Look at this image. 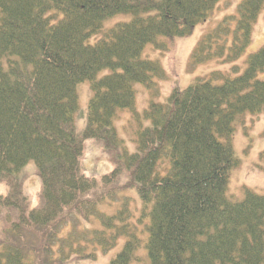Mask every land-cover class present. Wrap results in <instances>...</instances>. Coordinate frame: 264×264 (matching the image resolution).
<instances>
[{
  "label": "trees",
  "instance_id": "1",
  "mask_svg": "<svg viewBox=\"0 0 264 264\" xmlns=\"http://www.w3.org/2000/svg\"><path fill=\"white\" fill-rule=\"evenodd\" d=\"M220 2L0 0V185L8 188L0 264H80L73 258L93 259L90 246L108 251L125 236L110 264H264V195L229 193L236 125L264 114V46L243 71H214L142 115L134 110L137 84L151 88L164 75L144 57L147 46L192 34ZM236 9L201 38L194 63L227 64L245 53L264 0ZM120 14L131 21L105 29ZM85 82L91 96L80 130ZM126 110L147 123L131 137L134 149L117 128ZM88 140L113 154L110 173H85ZM29 164L39 203L24 186ZM104 202L115 213L100 214L97 229L92 215Z\"/></svg>",
  "mask_w": 264,
  "mask_h": 264
},
{
  "label": "rangeland",
  "instance_id": "2",
  "mask_svg": "<svg viewBox=\"0 0 264 264\" xmlns=\"http://www.w3.org/2000/svg\"><path fill=\"white\" fill-rule=\"evenodd\" d=\"M241 0H221L214 14L208 21L198 25L192 34L185 37H178L174 40L162 39L160 42L164 46L156 49L154 45H148L144 57L158 60L163 67V74L156 81V85L148 88L146 85L137 84V99L134 106L136 113L144 114L151 103H163L167 96L179 87L184 89L193 84L200 78H209L212 72L222 71L221 73L232 72V67L236 65L239 70L243 71L246 67L245 61L248 57L256 53L264 46V11L259 16L254 25L252 39L250 45L245 53L235 60V62L223 64L217 61H209L194 63L191 59L193 51L197 47L201 38L208 32L212 31L220 21L226 16L236 14V8ZM132 17L129 15L120 14L105 22V29L112 27L118 22L131 21ZM236 74L237 72H233ZM264 79V74L260 76ZM88 83L85 82L80 86V107L76 112L75 119L77 127L82 130L85 126V120L82 115L86 112L87 105L91 96L88 88ZM88 85V86H87ZM120 119L117 121L118 132L128 144L130 149H134L131 143V137H135L137 130L147 123L137 119L131 110L122 111ZM235 156L239 160V165L232 171L229 193L237 200L244 199V189H251L260 195H264V114L258 117L248 116L245 124H237L232 139ZM85 157H84V171L89 177H100L110 173L115 165L113 162V154L104 152V146L101 142L88 140L85 143ZM25 172L24 186L26 191L34 197L35 203H39V189L40 181L36 179L35 165L29 164ZM32 165V166H31ZM34 166V167H33ZM39 181V183H38ZM7 187L0 185V196L7 193ZM128 198H135V195L130 192L126 194ZM114 206L119 205L117 202ZM131 209L136 207L135 201L131 199ZM139 207V205H137ZM97 213L93 214L94 227L99 229L101 227L98 216L103 214L105 216L113 215L115 212L109 204L102 203L96 208ZM116 211V209H115ZM131 223V222H130ZM4 220H0V233L4 230ZM79 225V224H78ZM91 224H89L90 226ZM80 228L86 229L88 223L85 220L79 225ZM91 242V239L87 240ZM126 241V236L120 239L115 247L108 251H103L102 247L90 246L87 253L93 254V259H86L80 261L73 258V263L80 264H110L123 250ZM143 251V250H142ZM142 251H138L140 254ZM146 253V251L144 250ZM137 264V263H133Z\"/></svg>",
  "mask_w": 264,
  "mask_h": 264
},
{
  "label": "bare ground",
  "instance_id": "3",
  "mask_svg": "<svg viewBox=\"0 0 264 264\" xmlns=\"http://www.w3.org/2000/svg\"><path fill=\"white\" fill-rule=\"evenodd\" d=\"M217 9V8H216ZM216 9L214 10V12L216 11ZM214 12H213V14H214Z\"/></svg>",
  "mask_w": 264,
  "mask_h": 264
}]
</instances>
